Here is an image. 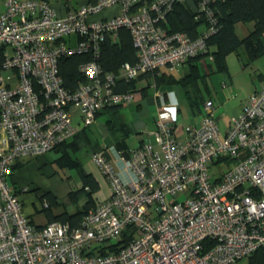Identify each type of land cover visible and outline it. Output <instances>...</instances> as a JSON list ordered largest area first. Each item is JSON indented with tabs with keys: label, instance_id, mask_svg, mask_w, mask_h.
<instances>
[{
	"label": "built area",
	"instance_id": "1",
	"mask_svg": "<svg viewBox=\"0 0 264 264\" xmlns=\"http://www.w3.org/2000/svg\"><path fill=\"white\" fill-rule=\"evenodd\" d=\"M177 1L184 0H94L59 16L49 0H3L0 264H232L264 248V82L223 131L206 98L198 125L182 124L177 134L179 102L158 94L153 141L92 152L108 195L96 198L77 225L34 226L8 180L16 160L70 138L104 104L130 103L133 92L113 91L117 77L129 80L158 67L177 71L206 49L215 29L210 0H187L208 22L195 37L158 24ZM113 5L119 11L112 16L91 17ZM121 26L130 33L136 62L102 74L94 58L84 61L85 79L67 90L59 59L72 52L94 57L105 35L115 37ZM130 224L135 231L127 244L108 249Z\"/></svg>",
	"mask_w": 264,
	"mask_h": 264
},
{
	"label": "trees",
	"instance_id": "2",
	"mask_svg": "<svg viewBox=\"0 0 264 264\" xmlns=\"http://www.w3.org/2000/svg\"><path fill=\"white\" fill-rule=\"evenodd\" d=\"M145 1L147 0H140V3ZM210 4L215 17V29L205 38L206 49L185 59L183 64H185L186 70L182 73L178 72L177 75L175 73L177 71L169 70L167 67H165L166 69L158 67L141 72L129 80L117 77L116 83L112 87L113 91L140 92L144 97L147 95V87L154 83V86L162 92L167 93L171 90L179 92L181 99L185 101L193 115L201 113L202 104L208 98V95L205 96L203 93V89L208 91L206 78L213 71L227 69L226 55L228 53L235 52L237 57L242 60L240 51L242 48L247 63L264 54V0H210ZM190 5L187 0L175 2L171 10L166 13V19L158 24L166 31H185L191 37L197 36L203 32L204 27L208 26V22L204 17H196V11ZM249 22H252V26L248 32L239 36L236 32V24ZM93 58L99 63L102 74L117 72L125 61L136 62V48L128 29L124 26L119 27L115 37L107 33L94 57L85 52H72L62 56L58 61V68L62 77V85L67 90H74L85 79L79 66L84 61ZM142 79H145L146 83H140ZM123 105L121 103L104 104L96 112L91 124L82 127L70 138L61 141L52 148L58 151L54 160L60 166L76 168L81 178V185L69 190V197L75 201L81 194L84 196V202L81 208L72 213L66 210L52 213L51 208L56 203L55 195L51 191H44L39 196V200L41 209L48 216L47 222L57 220L77 225L83 214L95 206L94 193L99 188V184L91 173L83 169L75 151L79 148L80 141L93 145L100 144L97 137L93 136V139H90L91 133L88 129L94 125L96 118L101 113L106 116L103 128L108 130L111 143H114L113 146L118 150L131 148L128 136L135 129L130 127L128 120L124 117L121 110ZM20 164L21 162L17 160L12 164L9 176ZM12 184L15 191L18 192L19 188L14 183ZM134 231L133 224L126 226L119 239L107 245V248H121L132 238ZM104 247L102 245L100 249L103 251ZM248 264H264V248H258L248 255Z\"/></svg>",
	"mask_w": 264,
	"mask_h": 264
},
{
	"label": "rangeland",
	"instance_id": "3",
	"mask_svg": "<svg viewBox=\"0 0 264 264\" xmlns=\"http://www.w3.org/2000/svg\"><path fill=\"white\" fill-rule=\"evenodd\" d=\"M72 1L75 2L77 0ZM251 26L252 22H249L246 25L247 28H250ZM235 28L237 34L239 36H242L244 31H242L239 23L236 24ZM70 44H74L73 39H71ZM242 50L243 49L241 48L240 51L242 60L237 57V54L235 52L228 53L226 55L227 69L225 71L211 72V74H209L206 78L208 91H205L203 89V93L205 96H212L215 116L219 117L220 119H226V121H229L230 118L238 115L236 113L238 111V108H240L241 101L252 91L259 89L264 82L262 79V75L264 76V54L247 63ZM163 69L166 68L163 67ZM175 73L178 75V71ZM144 80L145 79H142L140 83H146L144 82ZM150 80L151 82H153L152 78H150ZM147 88V95H145L142 100L136 102L135 100L140 96L142 97V94L140 93V95H137V92H133V99L131 100V102L122 106L121 110L126 120L132 121L135 118H142L143 120H145V122H152L151 125H153V118L154 121H156L155 117L157 114V107L161 103V99L157 101V96L158 94L163 93L164 95H166V97H168L170 93L162 92L159 88L154 86V83L149 85ZM176 93L177 91L174 90L173 95ZM179 100L177 101L179 102ZM182 104H180V110L178 111L179 123L175 126V132L177 134L182 130L181 125L187 124L189 118L188 111H190V109L187 108V105L183 106ZM105 119V114L101 113L98 115L94 126L90 129L91 140L93 139V136H95L99 139L100 142H103V138L101 135L103 133ZM137 134L141 135L143 138L149 137V139L152 141L153 134L150 132V130L146 132L144 129H140V133ZM128 142L130 144L136 145L138 140L136 139V136H129ZM82 143H84V141L80 142V144ZM87 149L88 148L84 146L83 148H78L75 151L76 155L83 163L86 162L88 158L89 150L87 151ZM53 154L54 153H47L45 155V160H42V158L39 157L32 156V158L23 163L21 168H17V171H24V177L29 178V181H31L32 184H36L39 182L49 184L50 182L56 181V178L63 176V181L66 180L71 188L75 189L76 187L80 186L81 178L76 168L60 166L56 162V160H53ZM51 171H54V173L48 174ZM8 180L11 181L10 176L8 177ZM177 197L178 199H182L185 197V194L181 193ZM232 264H248V256L241 257Z\"/></svg>",
	"mask_w": 264,
	"mask_h": 264
},
{
	"label": "crops",
	"instance_id": "4",
	"mask_svg": "<svg viewBox=\"0 0 264 264\" xmlns=\"http://www.w3.org/2000/svg\"><path fill=\"white\" fill-rule=\"evenodd\" d=\"M92 1H94V0H77L75 2H73L72 0H49L50 4L55 8L56 13L59 16H64L68 11L76 8L77 6L84 4V3H87V2H92ZM2 8H3V0H0V11L2 10ZM118 11H119L118 6L113 5L111 7H108L106 9L100 11L97 14L92 15L91 17L93 19L101 18V17H110ZM239 24H240V27L242 28V31H244V33H243V35H244L245 33L248 32L249 28L246 27V25L248 23H246V24L239 23ZM181 70H183V71L186 70L185 64H182L177 71L178 72L180 71V73H182L183 71H181ZM262 79L264 81L263 75H262ZM172 91H174V90H172ZM169 93L170 94H169L168 98H174L175 97L177 100L180 99L179 100V106H181L180 104H182V103H183L182 104L183 106L186 105L185 101L181 99L179 92H177L174 95H173V92H169ZM137 95H140V92H137ZM164 97H166V95H164ZM142 98H143V96L142 97L140 96L135 101L139 102L140 100H142ZM208 98L212 99V96L209 95ZM246 98H247V96H245V98L241 101L240 108H238V111L236 114H238L239 111L241 110L242 103H243V101H245ZM159 100H160V97L158 95L157 101H159ZM232 112H233V110H232ZM188 113H189V115H188L189 118H188L187 123L192 124V125H198L199 120H200L201 115H202V112L195 114V115H193L191 113V111H188ZM236 114H233V115H236ZM213 115L215 117V120L217 122V125H218V128L220 129V131H223L224 129H226L228 127V125H229L228 123L230 120L226 121V119H220L219 117L215 116L214 112H213ZM141 119L142 118H139V119L135 118L132 121H130V120L128 121L130 124V127L133 129H136L138 131V132H136V130H134V132L131 131V134L129 135L131 137L136 136V139L138 140V142L136 144L137 146L139 144H141V141H151L149 139V137L143 138L141 135L137 134V133H140V129H144L146 132L148 130H150V132H151L155 127L154 118L152 119L153 125H151L152 122L148 123V122H145V120H143V119L141 120ZM225 121H226V124H225ZM144 125H146V126H144ZM93 126L94 125L89 127V129H88L89 132ZM101 136L103 138V142H100V144L93 145L91 143H85L84 142V143L79 145V148H81V147L83 148L85 146L88 148L87 151L89 150L88 158H87L86 162L83 163L79 158L78 159L80 160V163L82 164L83 169L86 172L91 173L95 177V179L97 180V182L99 184V188L94 193V196L96 198H104L105 196L108 195L109 184H108V181L105 179L104 175L102 173H100L97 166L91 160V154L93 151H97V150H100L104 147H108V144H109V146L114 144V143H111L108 130L103 128V133ZM152 141H153V138H152ZM136 145L130 144V146H132V147L136 146ZM47 153H54L52 156L53 160L58 155V151H55V149H52V150H49V151H47L41 155H37L35 157H39V158H42V160H45V155ZM30 158H32V157L28 156V157H22V158L18 159L17 161L21 162L19 167L21 168L23 163L25 161L29 160ZM53 173H54V171H51L48 174H53ZM23 174H24V171H22V170L17 171V168H16L10 176V178H11L10 182L14 183V185H16L17 188H19V191L17 193L19 194V197L22 201V210L29 217L30 222L34 226L43 225L48 220V216H46L45 212L41 209V201L39 200V196L44 191H51L55 195L56 203L51 208L52 213H59L63 210H66V211L72 213L76 209L81 208V206L84 202V196L80 194L75 201L71 200V198L69 197V190H71L73 188H71V186L67 183L66 180L63 181V179H62L63 176L56 178V181L50 182L49 184H45L42 182L32 184L31 181H29V178L24 177ZM93 207H91V208H93Z\"/></svg>",
	"mask_w": 264,
	"mask_h": 264
}]
</instances>
